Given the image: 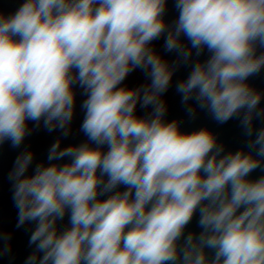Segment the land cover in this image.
<instances>
[{
	"label": "clouds",
	"instance_id": "clouds-1",
	"mask_svg": "<svg viewBox=\"0 0 264 264\" xmlns=\"http://www.w3.org/2000/svg\"><path fill=\"white\" fill-rule=\"evenodd\" d=\"M166 5L24 0L0 12V144L18 148L29 121L66 137L74 87L87 97V142L61 149L57 140L31 175L34 154L24 151L9 173L17 228L36 224L25 264H264V175L251 178L264 171V127L254 128L264 109L247 83L264 69V0H175L172 26ZM161 36L177 54L171 65L151 46ZM188 64L176 85L182 103L195 101L219 124L239 118L247 151L225 153L208 128L181 131L165 119L161 97ZM136 69L150 83L121 86ZM138 103L152 111L138 116ZM197 213L201 231L185 234Z\"/></svg>",
	"mask_w": 264,
	"mask_h": 264
},
{
	"label": "water",
	"instance_id": "water-1",
	"mask_svg": "<svg viewBox=\"0 0 264 264\" xmlns=\"http://www.w3.org/2000/svg\"><path fill=\"white\" fill-rule=\"evenodd\" d=\"M23 2L24 0H0V12L6 16L12 15ZM177 18L178 10L175 8V0H167L166 12L164 15L165 21L169 26H172ZM185 43H187L186 40ZM151 46L163 59L167 60L170 65L177 60L176 53L165 51L164 36L153 41ZM259 51H264V49H259L258 54ZM208 56L209 53L207 50H205L200 57H196L194 54L192 63H195L197 60H206ZM190 71L191 64L179 66L172 77L169 89L162 95L161 98L167 107L165 119L167 121H180L181 131L191 132L200 128H208L217 136L218 142L224 145L225 153L229 151L234 152L242 148L247 151L246 144L251 138L244 134L239 118L234 117L224 124H219L206 110H201L196 106L195 101H189L188 105L182 103L181 95L176 91V85L178 82L186 79ZM149 83L150 80L145 76V73L140 69H136L126 77L121 86L138 88L142 85L146 86ZM247 83L262 94L259 108L264 109V69L258 74L249 77ZM74 92L76 93L74 116L69 125V134L66 137L59 129L49 132L44 128L43 122L37 127L35 122L29 121L28 128L30 129V134L26 135L23 143L18 148L12 147L10 141H5L3 144H0V264H25L27 257L35 251V245H29L31 233L36 226L35 222H26L19 228L16 226L18 215L12 199L13 187L12 182L9 180V173L14 167L17 156L24 151H31L34 154L33 162L26 173V175H31L34 174L37 164H48L47 155L49 149L57 140L60 141L61 149L70 145H79L87 142V137L81 131V124L85 116V112L81 105L87 97L78 86L74 87ZM188 106L195 108L194 115H189L187 113L186 108ZM151 111V106L142 108L139 103L137 104L136 114L138 116L143 117ZM262 127H264V118L254 120L255 130H259ZM254 135L255 132L252 138H254ZM104 151H107V146L104 147ZM68 160L69 158H65L58 163L62 165L68 162ZM262 168H264V164H262ZM261 175H264V171L257 169L251 174V178L255 179ZM106 179L107 177H105V180ZM124 190H126L125 186L120 185L115 191ZM106 198L107 196L99 197V199ZM198 219L199 214L197 213L194 215L192 222L188 225L185 234L188 232H195L198 234L201 231L198 227ZM57 224L58 229L61 231L69 227L68 214L66 213L64 219L59 220ZM209 255H211V253H209Z\"/></svg>",
	"mask_w": 264,
	"mask_h": 264
}]
</instances>
